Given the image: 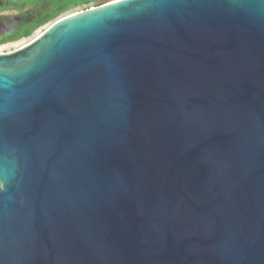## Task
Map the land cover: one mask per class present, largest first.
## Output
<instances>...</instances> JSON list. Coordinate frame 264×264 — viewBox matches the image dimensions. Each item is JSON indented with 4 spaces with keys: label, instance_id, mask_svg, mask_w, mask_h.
Segmentation results:
<instances>
[{
    "label": "water",
    "instance_id": "obj_1",
    "mask_svg": "<svg viewBox=\"0 0 264 264\" xmlns=\"http://www.w3.org/2000/svg\"><path fill=\"white\" fill-rule=\"evenodd\" d=\"M0 264H264V0H111L0 52Z\"/></svg>",
    "mask_w": 264,
    "mask_h": 264
},
{
    "label": "trees",
    "instance_id": "obj_2",
    "mask_svg": "<svg viewBox=\"0 0 264 264\" xmlns=\"http://www.w3.org/2000/svg\"><path fill=\"white\" fill-rule=\"evenodd\" d=\"M111 0H28L32 6L16 16L15 28L0 38V44L29 37L41 27L53 23L58 18L74 8L91 4L101 5ZM4 7V8H3ZM13 6H2V9H10ZM85 8V9H86Z\"/></svg>",
    "mask_w": 264,
    "mask_h": 264
},
{
    "label": "rangeland",
    "instance_id": "obj_3",
    "mask_svg": "<svg viewBox=\"0 0 264 264\" xmlns=\"http://www.w3.org/2000/svg\"><path fill=\"white\" fill-rule=\"evenodd\" d=\"M28 0H0V7L4 6H13L10 9H2L0 10V22H2V27H0V38L4 36L7 32H11L16 26V16L21 12L28 10L32 5L27 3ZM95 4L88 5L89 7H93ZM87 6L74 8L64 14H70L79 10L85 9ZM4 8V7H3ZM51 23L41 27L35 33L29 37H23L17 40H13L10 42H6L4 44H0V52H9L14 49H17L31 40H33L36 36H38L41 32H43Z\"/></svg>",
    "mask_w": 264,
    "mask_h": 264
},
{
    "label": "flooded vegetation",
    "instance_id": "obj_4",
    "mask_svg": "<svg viewBox=\"0 0 264 264\" xmlns=\"http://www.w3.org/2000/svg\"><path fill=\"white\" fill-rule=\"evenodd\" d=\"M3 22V21H2ZM2 22H0V27H2Z\"/></svg>",
    "mask_w": 264,
    "mask_h": 264
}]
</instances>
